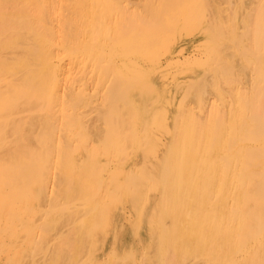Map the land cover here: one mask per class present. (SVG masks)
Listing matches in <instances>:
<instances>
[{
    "label": "rangeland",
    "instance_id": "374dc122",
    "mask_svg": "<svg viewBox=\"0 0 264 264\" xmlns=\"http://www.w3.org/2000/svg\"><path fill=\"white\" fill-rule=\"evenodd\" d=\"M100 3L97 23L103 30L98 37L66 31L61 13L51 11L38 23L42 36L21 31L0 51V264H174L158 255L166 249L161 228L171 223L169 216L160 218V211L174 181L160 176L173 119L191 111L200 114L211 104L225 111L234 90L252 81L254 69L264 73V0ZM87 19H73L72 26L81 27ZM93 42L99 43L97 57L91 53L96 58L84 52ZM245 128L238 124L226 133L218 160L223 175L205 184L211 196L216 189L226 193L230 184L234 189L244 184L242 144H251L253 151L264 145L258 137L248 138L257 134L256 123ZM233 146L239 154L230 152ZM229 171H240L237 181L230 180ZM225 200L232 201L227 194ZM256 200L248 201L245 220L258 218ZM139 205L142 215L136 214ZM98 223L106 235L94 229ZM251 235L247 246L258 234ZM71 241L80 244L76 257H69L65 247ZM234 258L230 264L264 263L263 257ZM211 262L187 257L179 264Z\"/></svg>",
    "mask_w": 264,
    "mask_h": 264
},
{
    "label": "bare ground",
    "instance_id": "6f19581e",
    "mask_svg": "<svg viewBox=\"0 0 264 264\" xmlns=\"http://www.w3.org/2000/svg\"><path fill=\"white\" fill-rule=\"evenodd\" d=\"M101 6L102 5L100 3V0H0V51L5 49V48H8L10 46L9 40L13 36H16V34L20 33L21 31L31 32V33H35L37 36H42L43 33H45V32H44V30L37 28L38 23H39V21H41V19H43V17L46 16V14L50 15L51 11L61 13L59 15L58 19L60 18L62 20V21L59 20L60 22L67 24V27H65L66 31H72V29L73 30L75 29L77 31H83L84 33H88L90 35H94L95 37L96 36L98 37V36H100L99 34L102 35L101 31L103 30L102 27L100 26V24L97 23L99 21V16L101 13V9H100ZM55 12H54V14H55ZM84 17L88 18V19H87V22L83 26L82 25H81V27L72 26L73 19L84 18ZM76 23H78V22H76ZM79 24H80V22L78 23V25ZM47 30L49 31V29H47ZM98 44H97V42H95V43L93 42V44H90L88 47L86 46L87 48L85 47L88 50L84 49L85 50L84 52L86 54L90 52L89 55L87 54L88 57L92 56L91 53H93V52H94L93 53L94 55H95V53L97 55L99 54V53H97V52H99V49L97 47ZM93 56H92V58H94L96 55L94 57ZM1 67H0V69H1ZM1 72H2V70H0V73ZM254 72H255L254 77L252 76L253 79L247 87L236 88V89L234 88L235 90L233 92V95H234L233 100L230 101V103H228V105L225 104V105H227L225 108L226 109L225 111H223V109H221V108H217L215 106L216 104H214V105L208 104L209 106L207 105L208 107L206 106L207 108H205V110L203 112L201 111L200 114L199 113L196 114V113H194L195 111L192 112L191 110H190L191 112H188V110H189L188 109L187 110L188 113L178 114L179 116L176 117L175 120L173 119V128H172L173 129V136H172V140L170 143V151L167 154L166 160L164 159V161L166 162V167H165V164L163 163L164 168L161 172L164 171V173H162V175L160 177L164 178V181L166 180L165 177L170 178L171 180L174 181V183H172V187H171L172 192L169 193V195L167 196V198L165 199V201L163 202V204L161 206V211H160L161 216L159 215L160 218L162 217V215L167 216V218L169 216L171 218L170 219L171 223L168 226L164 225V227L161 228L162 238L165 237V239H166V249L163 252V254L161 253L162 255L158 254V253L154 254V255H156L155 258H157V254L161 258L162 257H168V259L173 261L172 263H174V264L181 263L187 257H206V258L208 257V259L210 261H212L211 264H217L220 262L224 263L225 261L227 262V264H230L231 261L235 260L234 257H240V258L241 257H243V258L244 257H249V258L250 257H254V258L255 257H263L262 259L264 261V214H263L264 213V145L262 146L261 150H254V151L252 150L251 144H249L247 142H245V143L243 142L244 143V144H242L243 146L241 145L242 150H243L241 155L244 159H242L243 162H242V160H239V159H237V160L242 162L243 169H244L245 182L243 180H241L244 182V184L241 183L242 187L239 184V188L234 189L233 187L232 188L230 187V185H231L230 184L226 193H224L223 191L220 192V191H218V189H216V192H213L214 195L211 196V192H210L209 188H207V186L205 185L206 182L212 181V183H213V181L215 179H217L221 175H223V169L221 167L222 165L221 166L219 165L218 160L220 161L222 154H223L222 153V150L224 148L223 141L224 140L226 141V139L229 138V136H227L228 134L226 135L227 132H229L230 130L237 127L238 124H240V126H241V124H243L246 127L245 129H247V127H249L254 122V123H256L255 131L257 132V134L256 135L251 134L253 137H251V135H248V134H246V135H248V138H250V139H254V138L258 137V138L262 139V141L264 142V73H263L262 69H257V68L254 69ZM235 85H234V87H235ZM231 89L233 90V88H231ZM229 100L230 99H228V102H229ZM122 102L123 101H121V103ZM152 102H154V101H152ZM183 107H184V105H183ZM185 108H187V106ZM188 108H190V107H188ZM190 109H192V108H190ZM180 110L183 111V108ZM184 111L186 112V110H184ZM181 113H183V112H181ZM175 114H174V116H175ZM237 130H239V129L236 128V132H237ZM167 131L165 132V134L167 133ZM238 136H239V133H238ZM234 137H235V135H234ZM238 139H239V137H238ZM231 140L234 141V139H231ZM240 140H242V139H240ZM162 142H163V140H162ZM237 142H239V140ZM158 144H157V147L160 146V144H159V146H158ZM163 144L161 146H163ZM237 144H239V143H237ZM233 145H234V143H233ZM235 145H236V143H235ZM226 147L230 148L228 145ZM234 147L235 146H233L231 148L232 149L231 151L227 148V152L229 150L230 152L233 151L235 153L234 150H237V148L235 149ZM160 148H162V147H160ZM238 150H237V152H238ZM242 150H240V153ZM155 152L156 151H154L152 154L154 155ZM136 153L138 154V152H136ZM97 154H98V151H97ZM158 154H159V152H158ZM238 154H239V152H238ZM155 155H156V153H155ZM224 156H225V154H224ZM92 157H93V155H92ZM125 157H124V160H126ZM230 157H233V156H230ZM95 158H93L94 161H95ZM147 159H149V158H147ZM147 159H145V161ZM153 159H157V158L156 157L154 158V156H153L152 160ZM225 159H226V156H225ZM234 160H236V159H234ZM119 161H120V159H119ZM228 161H230V160H228ZM120 162H121V164H123L124 161L122 160ZM149 162H150V160H149ZM154 162L155 161L150 162L151 167H154L152 165V163L154 164ZM223 162H224V160H223ZM241 162H239V163H241ZM156 164H154L156 166L155 168H153L154 170L158 169V166ZM228 164H229V162H228ZM236 164H237V162H236ZM145 165H148V164H145ZM226 165L227 164H225V166ZM95 167H97V166H95ZM138 168L140 169V167H138ZM147 170H148V168H147ZM149 170H150V167H149ZM129 171L130 170H128L127 173H129ZM151 171H152V169H151ZM230 171H229V174L227 175V176H229L230 180H233V178H235L236 174L240 173V171H239L236 174H233V172L230 173ZM161 172H160V174H161ZM152 173H153V171H152ZM156 173H158V171H156ZM129 174H131V176H129V177H132V173H129ZM138 176H139V174H138ZM237 176H238L237 178H239V175H237ZM98 177L96 179L101 180L100 179L101 177H99V178ZM149 177H150V175H149ZM135 178H136V176H135ZM162 178L160 180H162ZM151 179H152V176H151V178H149V181ZM154 179L157 180V178H155V177H154ZM97 180H96V183L98 182L97 183L98 185H99V182H101V181L104 185L105 182H103V179L101 181H97ZM235 180H236V178H235ZM157 181H159V180H157ZM157 181H156V183H157ZM165 182H164V186H163V191H165L164 190V187L166 184ZM151 183L154 184L153 181ZM223 183H224V181H223ZM157 184H159V182ZM213 185H215V184H213ZM213 185H212V187H213ZM217 185H218V183H217ZM158 186H159L158 190L160 191V185H158ZM166 186H168V185L166 184ZM156 187H157V185H156ZM148 188L150 189L149 186H148ZM214 188H213V190H214ZM218 188H219V190H221L220 187H218ZM97 189H98V187H97ZM151 189H153V186H151ZM165 189H167V188H165ZM158 190H155L153 192H156ZM102 191H103V189H102ZM102 191H101V194H102ZM169 191H170V189H169ZM163 193L161 195V199H162ZM226 194H227V196L230 195V198L232 200L231 203L226 202V200H225ZM72 195H73V193H72ZM255 196L257 199L256 200L257 205H256L255 209L256 210L260 209V211H258L260 213H261V210L263 212L261 215H260V213L257 214L258 218H256V216L254 218V216H253V218L255 220L250 221L249 218L252 219V217H249V216L247 217L248 220H245L244 214H247V212L250 209V208L247 209L248 205H249L248 201L249 200L252 201L253 199H255ZM144 197H147V195ZM87 198H89V197H87ZM89 200H92V199H89ZM163 200H164V198H163ZM144 201H143V203H144ZM98 203L100 205V202H98ZM149 203H147V205ZM258 203H260V205L262 206V209L258 206L259 205ZM255 204H256V202H255ZM255 204H254V206H255ZM154 205H156V204H154ZM252 205H250V207ZM145 206H146V204H145ZM254 206H252V207L254 208ZM139 208H140V205H139ZM139 208H138V211L135 210L136 214L138 213L137 215H142V213L140 212L142 209L141 208L139 209ZM150 208L152 209V207H150ZM153 209H155V208L153 207ZM153 213H154V210H153ZM155 213H156V211H155ZM251 213H253V210L251 211ZM151 214H152V212H151ZM250 214H248V215H250ZM152 215H154V214H152ZM152 215H151V221L153 220ZM139 217L137 218V223H138L139 219H141V217L140 218ZM99 218H100V216H99ZM100 219H101L100 221L103 220L102 218H100ZM256 219L260 220L258 222V224H256L257 223ZM100 221H99V223H101ZM127 221H128V218H127ZM135 221H136V219H135ZM161 221H162V223L164 222V220H161ZM246 221H247V223H246ZM252 221H254V222L256 221V223H253V224H256L257 226L251 225L249 223V222L252 223ZM167 222H168V220H167ZM99 223L97 224V226L95 225L94 229L99 227ZM134 223L136 224L135 226L138 229L139 224H137L136 222H134ZM140 224H141V222H140ZM164 224H167V223L164 222ZM248 224L252 227L255 226L256 228L254 227V229H253ZM93 225H94V222H93ZM93 225H92V227H93ZM154 225H155V228H157L156 226L158 224H156L154 222ZM102 226L103 225L101 224V226L99 227L100 230L103 228ZM246 226L251 228V230L247 229ZM153 227H152V230L153 231L155 230V232H156V229ZM111 228H110V230H111ZM158 228H159V226H158ZM158 228H157V230H158ZM77 229H79V228H77ZM95 230H92V232L94 231V233H95ZM100 230L98 231L99 234H100ZM152 230L150 232L151 235H152ZM89 231H91V230H89ZM89 231H88V233H89ZM106 232H107V229H106ZM158 233H157V236H158ZM103 234H105V230H103ZM254 234H256V235L258 234L257 236H255V238L253 237L254 243L252 242V244L250 246H247L246 243L248 242L247 241L248 239H246V238L249 237V239H250L251 238L250 235L253 236ZM102 235H100V237ZM105 235H103V236L105 237ZM247 235H248V237H247ZM87 236H89V234ZM136 236L138 237L137 234H136ZM155 236H156V234H155ZM83 239H84V237H83ZM114 239H115V236H114ZM156 239H157V237H156ZM100 240L102 241V238H100ZM103 241H104V238H103ZM151 241L154 242L153 240H151ZM151 241L149 242L150 244H148L149 246L151 245ZM250 243H251V241H250ZM160 244H163V243H160ZM159 245H158V248L156 250L160 252L162 249L159 250L160 249ZM79 246H80L79 243L72 242V241L65 245V247L68 248V251L70 253L69 257H76L75 254L78 251ZM162 247L164 249V244ZM147 249L151 250V248H148V246H147ZM156 250H154V252H156ZM58 255H57V257H58ZM131 256H133V255H131ZM148 257H151V256L148 255ZM235 262L236 261H234L232 264H234ZM237 262H236V264H245L244 261L242 263H240V262L237 263Z\"/></svg>",
    "mask_w": 264,
    "mask_h": 264
}]
</instances>
